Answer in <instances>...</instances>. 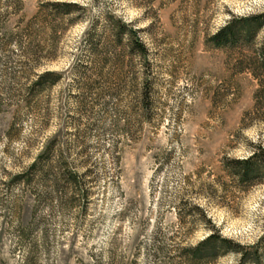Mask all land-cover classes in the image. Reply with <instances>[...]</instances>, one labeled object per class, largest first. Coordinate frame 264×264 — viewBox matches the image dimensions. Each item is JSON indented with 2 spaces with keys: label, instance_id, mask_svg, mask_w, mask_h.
Segmentation results:
<instances>
[{
  "label": "rangeland",
  "instance_id": "rangeland-1",
  "mask_svg": "<svg viewBox=\"0 0 264 264\" xmlns=\"http://www.w3.org/2000/svg\"><path fill=\"white\" fill-rule=\"evenodd\" d=\"M43 1L78 8L53 18ZM263 10L264 0H0V264H181L212 229L244 261L216 244L196 264H252L264 176L241 186L222 165L264 153V25L233 46L208 38ZM44 71L56 75L35 84ZM48 142L52 171L18 181Z\"/></svg>",
  "mask_w": 264,
  "mask_h": 264
},
{
  "label": "trees",
  "instance_id": "trees-1",
  "mask_svg": "<svg viewBox=\"0 0 264 264\" xmlns=\"http://www.w3.org/2000/svg\"><path fill=\"white\" fill-rule=\"evenodd\" d=\"M39 7L40 10L45 11H51L52 8L54 11H56L53 15V18H57L61 15H67L76 11L78 5L75 2L68 1H43L40 3ZM263 25L264 10L257 14L233 17L225 25H223L215 33H213L208 38V40L213 47L219 48L231 45L233 46L239 40L246 41L253 38L257 29ZM51 29L54 32L56 30V27L51 26ZM128 32V38L133 40L135 45H137L143 52V48L140 41H138L135 35V31L129 29ZM259 58L262 61L261 63L264 65V37L259 47ZM55 75L56 73L54 71H44L37 75V80L34 83L37 84L47 76ZM50 142L44 145L39 156L27 167L25 171L20 173L18 176H15L18 181H30L31 176L34 172H38L41 175H46L52 171V166L49 165L47 159L43 158V156L45 157L47 152L51 150ZM43 163L45 167L42 166ZM222 166L223 170H225L226 174L232 180H234L237 184L244 186L254 180H260L261 177L264 176V153L262 149L258 148L256 150H253L247 157L228 158L223 162ZM64 169L65 168H63V170ZM60 173L62 174V176L65 175L70 178L68 181L69 185H76V181L73 178V175H70L68 171L66 174H64L62 171ZM208 243H213V246H211V253L205 254L204 252L201 255L198 253V255L197 252H200L201 248H203V246ZM216 244H218L219 247L223 248L231 246V249L234 251H239L240 249H242V246L231 243L228 239L221 237L216 229H212L211 232L206 237H204L197 245L193 247L183 248V252L180 255L181 259L183 260L181 264H196L198 260L201 261L205 258L206 255H214V248ZM251 248H253V252H251V255L249 256L247 261L251 262L252 264H257L260 261L258 252L264 253V234L259 238L257 242L251 245ZM239 252L241 255V260L244 261V254L246 253H244L243 251Z\"/></svg>",
  "mask_w": 264,
  "mask_h": 264
}]
</instances>
